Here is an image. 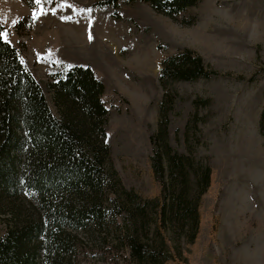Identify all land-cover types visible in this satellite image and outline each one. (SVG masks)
Listing matches in <instances>:
<instances>
[{"label":"rangeland","instance_id":"rangeland-1","mask_svg":"<svg viewBox=\"0 0 264 264\" xmlns=\"http://www.w3.org/2000/svg\"><path fill=\"white\" fill-rule=\"evenodd\" d=\"M0 22L54 113L46 85L53 74L72 63L93 68L104 84L110 158L125 187L159 196L149 137L160 119L173 150L197 170L210 166L196 235L189 241L180 223L167 222L173 256L163 264H264V0H200L177 17L146 1L0 0ZM185 47L216 72L161 83L162 61ZM14 205L36 212L25 189L2 209ZM2 209L0 232L9 218ZM105 228L69 229V263L132 264L113 224Z\"/></svg>","mask_w":264,"mask_h":264},{"label":"trees","instance_id":"trees-1","mask_svg":"<svg viewBox=\"0 0 264 264\" xmlns=\"http://www.w3.org/2000/svg\"><path fill=\"white\" fill-rule=\"evenodd\" d=\"M121 1H146L177 17L200 0L103 3L116 7ZM215 72L198 52L185 47L164 58L159 79L164 84L208 78ZM46 85L56 113L19 48L0 38V209L21 189L32 192L36 206L35 213L24 205L2 209L9 218L0 232V264H70L67 231L88 224L105 230L107 222L127 247L132 264H163L173 256L165 236L167 222L171 227L173 221L180 223L189 241L196 235L198 201L209 185L210 166L200 164L197 170L191 157L173 150L160 119L149 137L160 194L143 197L122 184L110 158L104 84L93 68L68 64ZM148 207L156 213L151 225Z\"/></svg>","mask_w":264,"mask_h":264},{"label":"snow or ice","instance_id":"snow-or-ice-1","mask_svg":"<svg viewBox=\"0 0 264 264\" xmlns=\"http://www.w3.org/2000/svg\"><path fill=\"white\" fill-rule=\"evenodd\" d=\"M49 2H51V0H49ZM35 3L36 4H41V0H35ZM64 6H67V7H72L71 5H61V7H64ZM90 11V10H88ZM41 15H44V14H47L46 12H44L43 10L40 12ZM53 14H55V12L53 11ZM34 18H37L36 17V14L34 13ZM66 19H70V17H65ZM15 23V21L13 22ZM0 38H3L6 42H7V38H8V34L7 32H3V31H0ZM91 38V37H90Z\"/></svg>","mask_w":264,"mask_h":264}]
</instances>
